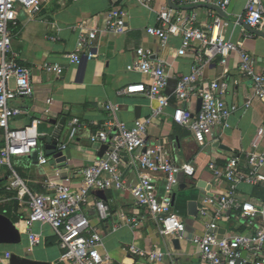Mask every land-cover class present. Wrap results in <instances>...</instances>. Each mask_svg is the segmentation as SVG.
<instances>
[{
    "label": "crops",
    "instance_id": "1",
    "mask_svg": "<svg viewBox=\"0 0 264 264\" xmlns=\"http://www.w3.org/2000/svg\"><path fill=\"white\" fill-rule=\"evenodd\" d=\"M219 0H200L201 3L217 5ZM178 6V0H173ZM248 0H232L225 10L231 16L244 18ZM168 0H49L42 11L32 16L23 8L18 9L17 25L13 27V55L20 64L32 71L35 88L31 98L17 99L10 105L20 111V115L11 121L14 129L31 126L36 120L42 123L35 130L41 135V147L49 159L48 165L39 162L40 152L34 151L29 156L12 159L16 174L25 182L33 194L50 193L51 183H61L66 179L79 185L81 171L103 157V145L91 142L93 135H98L109 128L110 123H124L133 127L136 120L151 115L157 106L142 95L118 96L117 92L129 84L144 83L148 79L136 70L140 48L151 49L154 59H164L168 63L170 82L168 95L175 92L178 80L190 75L194 68L203 72L202 84H211L218 80L228 85L225 100L236 104L239 111L229 121L227 129L216 127L200 145L194 135L173 121L175 104L156 119L149 127L147 142L149 147L158 146L167 152V158L178 165L191 164L195 176L181 175L173 186V210L184 219L187 226V238H164L156 224L147 219L143 227L134 230L129 223L138 214L134 199L129 190L104 191L101 196L95 191L84 213L103 237L100 252L109 255L107 264H206L200 259L199 249L190 241V235L204 233L199 208L208 194L218 198L230 189V182L225 176H217L215 170L225 172L232 159H238V169L248 172V156L251 153H264V101L253 99L252 105L245 108L248 99H252L254 90L249 80L240 72L239 56L232 55L227 64L221 58L212 62L200 61L196 51H189L179 56L180 37H170L166 45L147 34L149 27L158 25V13ZM179 13L199 15V26L207 34L218 14L210 9L199 8L193 11L176 10ZM116 12H125L126 30L124 33L108 31V19ZM223 36L235 43H243L244 48L253 57L256 71L264 75V38L251 34L238 22L223 20ZM99 30L94 43L97 57L83 59L78 64H71L68 55L77 52L82 35ZM46 65H58L61 75L45 72ZM52 100V112L45 113L47 101ZM198 99L189 107L196 111ZM108 104L118 105L119 111L113 115L106 111ZM65 126L59 135L57 151L66 157L59 162L54 156H48L47 138L57 135L62 121ZM73 129L76 133L71 138ZM56 139H53L55 141ZM4 145V131L0 128V147ZM62 145H67L65 151ZM51 146H54L51 143ZM128 157V156H127ZM121 172L126 186H135L139 181L136 169L124 157ZM261 173L264 174V168ZM156 189L159 196L165 193V184L161 175L157 176ZM12 173L4 167L0 171V212L8 216L20 229V244H0V258L17 255L33 261L49 264H69L61 261L63 249L60 239L51 226L37 223L28 230L24 223L28 209L18 198L17 190H8ZM206 182L211 190L199 188L198 182ZM236 196L242 203L260 205L264 203V183H242L236 189ZM105 201L110 208V217L102 221L95 203ZM28 201V198L25 199ZM198 202V216L189 215V202ZM215 209L210 210L213 218ZM229 219L219 223L224 230L220 237L234 234H251L262 226L261 218L242 217L238 210L228 212ZM35 235L39 244L33 246L31 236ZM178 244H175V241ZM146 253L164 252L161 261H151L150 256L141 257L136 251ZM250 259V256H246Z\"/></svg>",
    "mask_w": 264,
    "mask_h": 264
},
{
    "label": "built area",
    "instance_id": "2",
    "mask_svg": "<svg viewBox=\"0 0 264 264\" xmlns=\"http://www.w3.org/2000/svg\"><path fill=\"white\" fill-rule=\"evenodd\" d=\"M149 3L151 0H142ZM232 0H219L217 6L226 10ZM49 0H0V128L4 131V145L0 147V171L7 167L12 173V181L8 190L18 189V198L26 205L28 212L24 218L25 226L30 230L37 223L51 226L60 239L63 253L61 261L69 264H107L109 255H103L100 247L103 237L91 220L84 213V207L89 204L95 191H125L129 190L134 199L138 214L129 221L134 230L143 227L147 219H151L164 238L182 239L187 234V226L173 210V186L181 175L192 178L195 168L191 164L178 165L167 158L163 159L158 146L149 147L147 135L149 127L175 104L173 121L190 131L200 145H204L216 127L227 129L229 121L239 111L236 104H228L225 100L228 85L226 82L214 81L202 84L203 72L194 68L190 75L181 77L173 95H168L170 82L168 63L164 59H154L151 49L140 48L136 51L138 63L136 70L147 77L144 83L129 84L117 92L118 96L142 95L157 106L150 116L136 120L133 127L124 123L109 125V128L91 137L92 144L107 145L103 157L91 166L81 171L82 181L79 185L71 179L61 183H51L50 193L33 194L25 182L16 174L12 159L19 156H29L34 151L40 152L39 162L45 166L49 159L41 147V135L35 130L41 120L33 125L14 129L11 121L20 115V111L11 107L17 99L31 98L35 88L32 81V71L19 63L12 53L13 27L17 25L18 9L21 7L32 16L39 14ZM178 6L199 4L200 0H178ZM125 12H116L108 19L107 30L114 33H124L126 30ZM158 25L147 29V34L166 45L170 37L181 38L179 56H185L189 51H196L200 61L212 62L221 58L222 64L236 54L240 59V72L244 79L251 82L254 95L248 99L245 108L252 105L253 99L264 101V75L257 73L253 57L244 48L243 43H235L222 34L223 21L216 17L211 28L212 34H207L199 26V15L179 13L165 6L158 13ZM245 22L253 29L264 32V0H248ZM99 30H93L80 37L77 52L67 56L71 64H78L83 59L92 60L97 57L94 43ZM45 72L61 75L58 65H46ZM202 99L201 110L195 113L189 105L196 99ZM47 115L52 112L53 102L47 101ZM106 111L115 115L118 105L108 104ZM76 130L73 129L71 138ZM67 145H62L65 151ZM129 157V163L136 169L139 181L135 186H126L121 167L124 166V156ZM249 170L238 169V159H232L225 170H216L217 176H225L230 182L229 191L218 198L208 197L199 208L200 219L205 226L204 233L195 234L191 243L199 249L200 259L206 264H264V203L255 205L242 203L236 196V189L242 183H264V153H251L248 156ZM161 175L165 184V193L161 197L156 189L157 176ZM28 198V201L25 199ZM100 220L110 217V208L103 200L95 203ZM215 209L214 217L210 210ZM238 210L242 217L261 218L262 226L251 234H234L220 237L219 223L229 219L228 212ZM33 246L39 244L32 234ZM141 257L150 256L151 261H161L166 257L164 252L146 253L137 250ZM246 256H250L247 259ZM10 256L0 258V264H10Z\"/></svg>",
    "mask_w": 264,
    "mask_h": 264
},
{
    "label": "water",
    "instance_id": "3",
    "mask_svg": "<svg viewBox=\"0 0 264 264\" xmlns=\"http://www.w3.org/2000/svg\"><path fill=\"white\" fill-rule=\"evenodd\" d=\"M168 7L174 10H183V11H193L199 8H206L215 11L218 16L228 22H238L242 26L246 28L251 34L261 36L264 38V32H260L256 29L251 28L244 20V18L236 17V16H231L230 14L226 13L224 10H222L219 6L214 5V4H206V3H199V4H194V5H189V6H177L173 0H168ZM201 105H202V99H198L197 101V107L195 113H199L201 110ZM65 120L62 121L59 129L57 130V135H53L52 137L47 138V149L49 151L47 152L48 156H54L56 159H58L59 162H65L66 157L62 152L57 151V145H58V139L60 138L59 135L62 134L63 129L65 126ZM53 139H56L53 141ZM51 143L54 144V146H51ZM108 149L107 145H104L102 148V153L104 154ZM161 154L163 159H165V149L162 148ZM123 156L127 157L126 153H123ZM198 187L199 188H207L208 191L211 190L212 186H208L206 182H198ZM101 196H104L105 192L104 191H99L98 192ZM209 197H212V194H208ZM174 205V204H173ZM189 215L192 217H197L198 216V202L197 201H192L189 202ZM219 234L224 233V230L219 229L218 230ZM187 234H183L184 238H187ZM222 237V236H221ZM189 238H192V235L189 236ZM22 242L21 238V231L20 229L16 226V224L5 214H2L0 212V244H20ZM175 244H178V241H175ZM10 264H49L45 262H38V261H33L27 258H21L17 255H11Z\"/></svg>",
    "mask_w": 264,
    "mask_h": 264
},
{
    "label": "rangeland",
    "instance_id": "4",
    "mask_svg": "<svg viewBox=\"0 0 264 264\" xmlns=\"http://www.w3.org/2000/svg\"><path fill=\"white\" fill-rule=\"evenodd\" d=\"M12 53H13V39H12ZM41 142V141H40Z\"/></svg>",
    "mask_w": 264,
    "mask_h": 264
},
{
    "label": "trees",
    "instance_id": "5",
    "mask_svg": "<svg viewBox=\"0 0 264 264\" xmlns=\"http://www.w3.org/2000/svg\"><path fill=\"white\" fill-rule=\"evenodd\" d=\"M178 3V2H177ZM179 4V3H178Z\"/></svg>",
    "mask_w": 264,
    "mask_h": 264
}]
</instances>
